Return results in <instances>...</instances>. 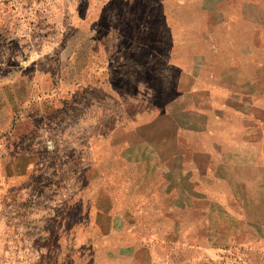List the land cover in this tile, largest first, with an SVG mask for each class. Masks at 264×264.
<instances>
[{"label": "rangeland", "instance_id": "obj_1", "mask_svg": "<svg viewBox=\"0 0 264 264\" xmlns=\"http://www.w3.org/2000/svg\"><path fill=\"white\" fill-rule=\"evenodd\" d=\"M99 1L94 10L87 0H0V264H264V223L220 211L206 223L182 213L176 225L134 192L143 171L130 186L94 176L112 152L118 158L144 140L173 145L177 125L202 122L181 91L201 93L214 126L222 111L239 120L217 82L224 57L238 61L232 50L251 41L249 27L205 13L241 14L244 4L259 19L264 7L245 1L264 0ZM73 8L85 11L92 35L66 34ZM207 30L210 42L198 35ZM62 43L104 45L103 82L54 80L48 71L60 69ZM86 54L73 49L68 65ZM215 137L226 135L219 127ZM191 171L183 165L184 183ZM86 182L102 185L99 211L71 198Z\"/></svg>", "mask_w": 264, "mask_h": 264}, {"label": "crops", "instance_id": "obj_2", "mask_svg": "<svg viewBox=\"0 0 264 264\" xmlns=\"http://www.w3.org/2000/svg\"><path fill=\"white\" fill-rule=\"evenodd\" d=\"M245 2L248 6L264 7V1ZM99 3V0H87V5H94V10L100 7ZM246 10V5L242 4L241 14L220 8L205 13L207 18L219 12L249 27L251 41L232 50L239 57L238 61L228 62L227 55L224 57L222 62L226 65L222 66L217 82V87L229 93L223 96L226 103L223 106L237 115L239 120L222 111V124L216 127L211 122V118L214 119L212 114L202 107L201 93L193 89L181 91L180 97L191 98V109L188 111L194 120L199 121L201 118L202 122L177 125L173 145L164 147L155 141L144 140L137 143L136 149L130 145L128 150L131 151L123 152L118 158H113L115 155L112 152L107 165H101L100 168L96 165V178L123 181L122 184L127 186L131 184L125 181L135 176L141 179L140 172L143 171V186L137 184L133 188L134 192L145 203L152 204L154 210L163 214L169 223H183L182 213L187 212L193 218L196 216V221L206 223L207 219L210 222V214L220 211L229 214L241 212V221L244 223H264V17L252 19L245 15ZM83 12L82 8L69 11L66 34L70 36L72 28L73 35L93 34V26ZM246 33L244 29L242 34ZM198 35L204 42H210L212 34L207 30ZM59 47L62 48L61 67L55 71L52 65L48 71V74H53L54 80L62 76V83L89 84L103 82L102 78L108 75V70L103 69V62L97 56L105 50L104 45L62 43ZM72 48L87 52L80 58L84 61H79L78 66L68 65L72 60L69 55ZM205 98L208 100V97ZM219 127L226 135L223 141L215 137ZM141 146L145 149L140 152L138 148ZM111 149H115L114 144ZM133 149L135 151L132 152ZM171 164L177 168L173 172ZM184 164L192 167L185 179V182L190 180V183L183 182ZM173 179L176 182L173 183ZM103 195L102 185L91 187V183L86 182L71 194V198H78V205L83 208L87 202H94L99 211L101 208H98L97 203ZM253 211L261 213L260 216L252 219L249 213Z\"/></svg>", "mask_w": 264, "mask_h": 264}]
</instances>
